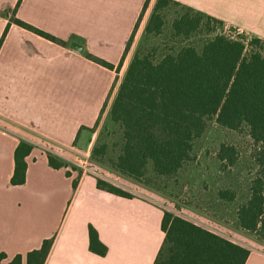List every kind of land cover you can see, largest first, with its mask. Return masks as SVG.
I'll return each mask as SVG.
<instances>
[{"label":"crops","instance_id":"crops-1","mask_svg":"<svg viewBox=\"0 0 264 264\" xmlns=\"http://www.w3.org/2000/svg\"><path fill=\"white\" fill-rule=\"evenodd\" d=\"M176 1L264 39V0ZM17 2L0 0V37L14 16L63 43L11 23L0 46V252L6 255L1 264L16 254L25 264V254L49 237L54 238L44 264H154L165 236L160 226L164 209L148 190L123 197L97 187L95 176L53 168L40 142L60 150L65 160L91 149L97 138L94 125L108 119L156 0H149L140 20L145 0ZM71 42L82 50L71 49ZM21 140L33 147L25 158V182L12 185L13 154ZM126 182L128 188L118 187H138ZM89 226L107 247L104 255L89 249ZM256 242L246 246L244 264H264V244Z\"/></svg>","mask_w":264,"mask_h":264},{"label":"trees","instance_id":"trees-1","mask_svg":"<svg viewBox=\"0 0 264 264\" xmlns=\"http://www.w3.org/2000/svg\"><path fill=\"white\" fill-rule=\"evenodd\" d=\"M148 2L145 0L139 20ZM11 23L63 43L12 16L0 37V46ZM167 24L169 43L137 45L109 108L108 120L120 131V142H113L111 148L108 141L98 140L92 147L91 159L143 184L149 167L155 175L166 177L190 161L194 141L209 120L231 130L246 126L252 141L259 145L255 150L258 170L250 184L249 197L237 208L236 226L264 242V39L252 36L246 41L218 33L217 28L224 25L222 20L176 0H156L144 27L143 41L162 35ZM195 35H204L199 46L188 42ZM132 40L131 36L125 52ZM87 56L109 69L114 67ZM122 62L123 57L117 68ZM32 147L24 140L16 146L12 185L25 182V158ZM47 157L53 168L68 165L51 152H47ZM217 158L234 164L235 147L221 144ZM76 185L74 179L72 187ZM97 187L132 197L101 179H97ZM219 195L226 200L235 198L230 190H221ZM160 226L165 236L154 264H244L249 255L248 248L167 210L163 211ZM53 238H45L38 248L29 250L24 256L25 264H44ZM88 238L91 251L106 253L107 247L92 226L88 228ZM5 258V253L0 252V264ZM22 260L23 256L16 254L8 264H21Z\"/></svg>","mask_w":264,"mask_h":264},{"label":"rangeland","instance_id":"rangeland-1","mask_svg":"<svg viewBox=\"0 0 264 264\" xmlns=\"http://www.w3.org/2000/svg\"><path fill=\"white\" fill-rule=\"evenodd\" d=\"M168 29L169 24L166 25L162 35L157 37L150 36L144 41L142 32L136 47L143 42L147 46H162L164 43H169L167 40L170 35ZM216 32L232 37H243L246 41L252 37L232 30L231 27L225 24L222 27H218ZM202 38H204V35H195L188 42L199 46ZM95 129L97 130V138L94 144L98 140L108 141L111 148H113V142L117 144L120 142V131L108 119L104 118L101 120L95 126ZM40 143L45 146L48 145ZM221 144H229L235 147L237 159L234 164L229 165L227 162L220 161L217 158V152ZM92 147L88 152L84 151L67 157L70 159L77 155L87 158L89 162L107 173L118 176L120 184L116 186L128 188L126 182L129 180L128 178L113 171L106 163L91 159ZM258 148L259 145L252 141L246 126H242L238 130H231L219 126L214 120H209L202 135L194 141L191 160L186 162L177 173L166 177L157 176L149 167L146 171L144 183L132 181L138 187L129 185L130 190L127 192L134 195L139 194L140 190H148V196L155 200L164 210L204 226L213 232L217 231V233L223 234V237L235 243H238L237 240L239 239L247 242V247L251 243L253 246V242L263 241L255 239L252 234L247 232H245L246 236L236 233L238 230L236 226V211L238 206L249 197V187L258 170V162L255 160V150ZM117 149L118 146H115L114 150ZM221 190L234 192L235 198L233 200L221 198L219 195Z\"/></svg>","mask_w":264,"mask_h":264},{"label":"built area","instance_id":"built-area-1","mask_svg":"<svg viewBox=\"0 0 264 264\" xmlns=\"http://www.w3.org/2000/svg\"><path fill=\"white\" fill-rule=\"evenodd\" d=\"M45 146V145H44ZM47 148H45L46 152H51L59 157L61 154H58V152H60V150L53 148V147H49L48 145L46 146ZM68 161V165L67 170L70 172H76L78 175H92L97 177L98 179L104 180V181H108L112 184L115 185H119V177L118 176H114L111 175L109 173H107L106 171H104L103 169L99 168L98 166L92 164L91 162H89V160L87 158H82L81 156H75L74 158H70V159H66ZM201 226V225H200ZM204 227V226H202ZM205 229L211 231L210 229L204 227ZM213 232V231H211ZM216 233L220 236H223V234Z\"/></svg>","mask_w":264,"mask_h":264},{"label":"water","instance_id":"water-1","mask_svg":"<svg viewBox=\"0 0 264 264\" xmlns=\"http://www.w3.org/2000/svg\"><path fill=\"white\" fill-rule=\"evenodd\" d=\"M232 30H235L234 28H232ZM70 48L76 51H81L82 50V46L75 43V42H71L70 43Z\"/></svg>","mask_w":264,"mask_h":264}]
</instances>
